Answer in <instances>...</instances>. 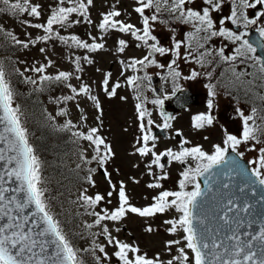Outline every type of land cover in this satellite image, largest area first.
I'll return each mask as SVG.
<instances>
[{"label":"snow or ice","instance_id":"obj_1","mask_svg":"<svg viewBox=\"0 0 264 264\" xmlns=\"http://www.w3.org/2000/svg\"><path fill=\"white\" fill-rule=\"evenodd\" d=\"M93 3L94 0H57V4L52 8L45 23L23 21L28 27L42 29L44 35L38 36L35 41L28 42L17 39L11 32H7V36L23 48H28L29 43L35 44L37 41H49L56 38L64 44L71 41L76 47L86 49L88 52L103 50L105 48L103 43H88L76 35L63 36L54 29L55 25L69 28L81 23V20L71 19L74 14L82 17L84 22L91 24L89 9ZM65 4L69 6H64ZM136 4L134 11L142 19L141 28L119 19L122 13L115 5L110 11L102 14V19L97 25L105 35L110 31L130 34L140 42L136 45L137 47L148 50L141 59L132 58L130 62L120 61L125 68L134 71L147 69L153 65L164 68L165 65L158 63L156 56L163 57L171 53L174 58L166 67L174 89L178 90L179 86L176 81L181 78V72L178 70L177 61L181 59V48L183 47L185 48L183 53L185 62L194 60L203 66L205 63L213 62L208 58H218L220 62L231 66L236 81H241V78L247 75L244 71H236V63L251 62V66L256 68L260 74L255 78L264 80V55L258 54V48L264 53V39L254 44L245 38L247 30L252 26H256L259 36L264 38V0H202L199 6H194L196 0H136ZM226 6H230L228 15H215L221 13ZM146 10H152V14H146ZM249 10H253L251 15ZM165 12L171 20L181 24H190L193 28L192 32L186 34L185 40L177 39L175 30L172 29L171 47L163 46L158 37L153 34L156 23H168V20L161 19ZM0 13H9L13 16L26 13L37 19L42 14L41 5L33 4L31 0H0ZM228 24L235 26L237 30H232L227 26ZM241 28L245 31H239ZM4 31V27L0 25V33ZM214 38H222L236 45L233 53L226 54V46L218 49L206 47ZM92 40L95 41L96 38L92 37ZM193 42L196 44L195 48H193ZM127 47V41L124 39L118 41L117 51L119 53H123ZM40 52L44 53L45 49L40 48ZM80 59V57H75L74 60L77 73L83 71ZM83 59L88 64L93 63V60L87 56ZM51 65L52 61L48 60L46 65L40 64L25 71L30 70L39 74L40 83H67L70 80L73 75L70 72L60 71L55 76L44 74L46 68ZM137 66H140V69ZM20 75L23 76V73L21 72ZM200 75L199 72L192 70L190 75L184 76L183 79L196 80ZM207 75L210 76L211 73ZM110 77L111 73L105 75L102 87L109 97H114L121 85L117 82L110 87ZM75 78L81 79L79 75ZM145 80H150L147 72L143 77H128L127 84L141 92V86ZM25 82L36 85L37 79L25 77ZM67 87L72 95L58 97L55 102L57 104L66 103L84 96L94 102L99 113L96 119L102 124L101 103L97 96L92 95L91 87L84 83L79 88L67 83ZM206 87L208 96L211 97L207 101L208 112L194 116L192 121V127L198 131L213 127L216 120L212 114L215 107L214 98L217 94L215 85L208 84ZM14 95L13 88L6 79L4 66L0 63V145H2L0 146V264H85L81 252H91L96 264H100L101 257L95 255L97 249L103 254L104 259H109V256L105 246L96 243L95 237L98 236H103L107 244L116 249L113 255L119 264H264V212L259 213L260 220L257 221L253 217L255 204L246 198V189L251 190L254 195L255 188L259 186L261 188L260 199L264 201V146L257 147V145H264V115L259 114V112H264V109L258 112V109L253 107L251 114L246 115L240 108H236L235 111L242 123L240 135L225 132L222 144L213 145L214 151L211 153L206 152L200 145L186 147L185 145L191 142L184 138L181 139L178 150L167 148L158 152L156 151L157 137L152 134L151 126L154 124L151 119L152 113L145 108L143 102L137 103L136 111L140 121L141 135L136 139V143L140 146L135 148V153L141 157H150L145 167L147 174L153 177L154 182L147 184V187L163 189L161 181L169 178L166 164L162 162L165 159L168 166L173 163L187 165L180 173L179 190H161L158 195L152 197L153 202L145 207H137L130 202L123 181L119 183L118 188L112 182L111 173L107 171L106 165L113 160L115 153L105 138L98 134L100 129L92 127L87 133L72 132L77 140L87 141L93 147L95 154L91 159L84 155V151H81L80 159L85 164L96 162L99 168L103 169L105 179L112 189L107 192L109 198L107 202L111 203L110 198L114 192L118 196V207L111 211L106 208L96 211L97 206L105 200V196L99 193L94 196L88 195L87 189L80 193L77 200L81 203V207L85 208L88 215L95 217L93 223L86 224V228H100L99 232L91 233L92 247L81 250L74 247L61 221L52 210V198L48 195L49 189L47 180L43 176L42 161L35 154L29 141L28 130L22 124L23 113L20 106H13ZM136 98L140 100V95ZM121 99L126 98L121 97ZM151 102L162 109L163 100L155 99ZM77 107L79 108V104ZM67 114L66 108H61L57 113L60 116ZM160 115L163 117V124L157 127L171 129V121L175 117L166 115L163 111ZM86 120L87 117L81 115V121ZM257 120L260 122L257 123ZM76 127L77 125L71 120H67L60 130L71 131ZM176 135L183 137L179 131ZM241 145H250L248 150L258 153L254 159L247 161L246 165H242L237 159L244 155L243 152L238 151ZM229 150L235 154L233 158H229ZM189 161H194L195 166L193 167ZM77 167L79 168L80 165ZM154 167L159 170L158 175L153 171ZM214 169L220 171L216 172ZM87 171L86 182L95 186L93 174L97 169L89 168ZM233 173L242 178V183L238 187L239 192L245 194L243 197L234 198L231 193L230 181ZM220 175L229 181L228 183L220 182V189H229V191L223 192L221 200L217 201V207L211 217L215 221L213 227L207 223L210 218L204 211L203 205L208 193L212 191L209 181ZM199 177L205 178L204 183L207 190L201 188ZM133 182L139 183L135 179ZM189 186L192 188L191 191L187 190ZM236 199H242V204H237ZM170 210H174L179 215L164 221V224L169 226L166 231L174 236L182 233V236L179 239L164 242L167 252L171 254L174 248L176 252L166 261L159 253L149 257L146 252L141 251L139 246L122 242L113 236L108 225L103 223L104 221H122L129 214L151 218L158 214L168 213ZM256 223H259L258 230L248 231ZM115 231L119 232L121 229L116 228ZM145 231L152 233L156 229L148 225Z\"/></svg>","mask_w":264,"mask_h":264},{"label":"rangeland","instance_id":"obj_2","mask_svg":"<svg viewBox=\"0 0 264 264\" xmlns=\"http://www.w3.org/2000/svg\"><path fill=\"white\" fill-rule=\"evenodd\" d=\"M33 4L41 5V17L39 19L28 16L25 14L11 15L9 13H0V25L5 29L3 33H0V37H8L7 32H11L17 37V39L28 42L35 41L38 36H42L45 33L42 29H36L28 27L23 23L24 20L31 21L32 23H45L47 17L50 15L52 8L57 4V0H31ZM202 0H196V5L199 6ZM121 11L122 15L119 17L126 23H131L138 28L142 27V19L134 11L137 6L136 0H94L93 5L89 9V18L92 23L84 22L83 18L78 15H73L71 19L81 20V23L74 24L69 28H61L59 25H55L54 29L63 36L76 35L81 40L88 43H103L105 48L97 52H88L86 49L78 48L71 41L68 44L62 43L60 40L53 38L49 41H37L35 44L29 43L28 48L21 47V51L16 54V61L18 63V69L23 72V77H32L37 79V84L33 85L27 83L25 90L29 87H37L40 85L39 90H42L39 97H35V102L31 103V106L22 108L24 114L28 119L29 125L35 131L38 136L41 134L40 130L46 125H54L56 131H61V127L67 120H71L76 128L71 131H67L69 134V143L66 145V151L63 148L59 153H48L49 159L44 161V167L48 168V172L43 174L47 180V187L49 194H51L52 210L56 214L57 218L61 221L64 231L68 235V238L77 249H90L93 243V236L91 233H97L100 231L99 227H93L87 229L86 224L94 222L95 217L88 215L85 208L81 207V203L77 198L80 193L87 189V194L94 196L96 193L105 196V200L100 203L95 209L100 211L101 209H108L109 211L118 207L117 193H113L110 198L111 203H108L107 192L111 191V187L103 174V169H100L96 162L92 164H85L80 159L81 151H84V155L91 159L95 154L93 147L89 142L84 140H77L72 135V132L81 131L87 133L88 129L92 127H98L100 129L99 135L105 138L109 143L115 156L107 165V171L111 173V179L114 184L119 187L121 181L126 186V192L130 197V202L137 207H145L152 203V197L158 195L161 190H179L178 181L181 178L180 173L187 165L179 163H173L170 166L166 164L169 178L161 181L163 189H150L147 184L154 182L153 177L147 174L145 165L150 161V157H141L138 153H135V148L139 147L136 143L137 137L141 135L139 130L140 121L138 120V113L136 111L137 103H144L145 108L152 113L151 119L154 124L153 128H159L157 125H162L163 120L160 116V106L153 104L151 101L159 98H153L151 96V86L148 80H145L142 84V91L138 92L133 87L127 84V78L131 76L143 77L145 72L149 76H159L163 68L156 66H150L147 69H140L134 71L130 68H125L120 61L130 62L132 58L141 59L147 54V49L143 47H137L140 43L136 41L130 34L120 33L118 31H110L106 35L103 34L97 25L102 19V14L110 11L112 6ZM64 6H69L65 4ZM230 12V7L227 9ZM166 13V12H165ZM146 14L151 15L152 10H146ZM168 14V13H167ZM164 15V13H163ZM163 15L161 19H163ZM217 15V14H215ZM167 24L156 23L154 25V35L158 37L161 44L165 47H171V37L173 35L172 29L175 30V36L179 40H185L186 34L193 31L190 24H181L174 20L172 24L169 21ZM241 31H245L241 28ZM92 37L96 40L93 41ZM124 39L127 41L128 47L123 53L117 51L118 41ZM228 46V53L233 52L236 45L231 44L222 38H214L209 42L206 47L218 49L220 47ZM196 47L193 42V48ZM40 48H44L45 52H40ZM185 48H181V59L177 61L178 70L181 72V78L176 81V84L180 88L193 89L194 96H196L197 103L189 106L183 110L175 112L172 117H175L171 121L172 128L164 129L166 136L164 138L157 137L156 151H164L167 148L177 149L182 138L189 140L191 143L185 145L186 147L200 145L206 152H213V145L222 144L223 141V124L225 121L218 117L215 120L214 126L205 128L203 130H196L192 127L193 117L208 112V89L206 87L205 73L207 71L206 63L202 66L196 63L194 60L185 62L183 59V53ZM87 56L93 60L92 64H88L83 58ZM75 57H80V64L83 69L82 72L77 73L75 67ZM172 57L171 53L161 57L156 56L158 63L167 64ZM48 60L52 61V65L46 68L44 74L55 76L60 71L72 73V77L67 83H70L74 87L84 83L91 87L92 95L97 96L100 100L103 115L100 124L96 117L99 114L94 106V102L88 100L84 96L77 97L75 101H68L66 103L57 104L55 99L67 95H72L71 90L67 87V83L61 82H44L40 83L39 74L32 71H25L31 69L34 66L40 64H47ZM174 67H176L174 65ZM195 70L201 75L196 80H185L184 76L190 75L191 71ZM107 73H111L109 80V86H113L117 82L121 85L117 89V95L109 97L102 87V81ZM79 75L80 80L75 77ZM163 95H169L174 89L173 81L171 77L165 78L164 85H161ZM220 93V92H219ZM216 94V107L215 112L218 110V106L222 101L221 96ZM137 95H140V100H137ZM125 97L126 99H121ZM162 97V95H161ZM79 104V108L77 107ZM61 108H66L68 114L66 116L57 115ZM82 110V111H81ZM81 115L87 117L86 121H81ZM215 115V114H214ZM217 116V113H216ZM51 117V119L49 118ZM34 119V120H32ZM39 125L36 129V122ZM32 122V123H31ZM146 122V121H145ZM223 122V124H222ZM34 125V126H33ZM179 131L183 134V137L177 136L176 132ZM207 137V139H205ZM39 141V140H38ZM244 155L248 157V160L254 159L258 153L255 151H249L246 149ZM40 159V158H39ZM194 167L195 162L189 161ZM77 165H80L78 168ZM89 168H96L97 171L93 174L95 186L89 185L85 177L88 175ZM118 170V171H117ZM153 171L159 174V170L155 167ZM138 180L139 183L133 181ZM192 190L191 186L187 189ZM90 211V210H89ZM174 210H170L163 215H157L151 218H142L135 214L127 215L122 221L112 222L104 221L109 227L113 236L125 243L139 246L142 252H146L149 257L159 253L161 258L165 261L171 258V255H175V248L170 254L165 249L164 242L172 239H179L182 233L177 235H170L166 229L169 227L164 224L166 219H171L178 216ZM151 225L156 231L148 233L145 228ZM120 228L121 231L116 232L115 229ZM96 243L105 246V250L108 253L109 259H104L103 254L99 253L98 249L95 255L101 257L100 264H119V261L113 255L116 250L113 246L108 245L106 239L103 236L95 237ZM81 257L85 261V264H96V260L91 252H81Z\"/></svg>","mask_w":264,"mask_h":264},{"label":"flooded vegetation","instance_id":"obj_3","mask_svg":"<svg viewBox=\"0 0 264 264\" xmlns=\"http://www.w3.org/2000/svg\"><path fill=\"white\" fill-rule=\"evenodd\" d=\"M230 6H226L224 10L217 14L218 16H225L229 14V11L227 10ZM253 10H249L250 15L252 14ZM168 17L167 13H164L163 19L166 20ZM170 23L172 24L173 21L169 19ZM232 30H237L235 26L228 24L227 25ZM241 31V29H239ZM250 31H256V26H252L250 29L247 30V35ZM257 35L259 36V33L256 31ZM246 35V36H247ZM260 37V36H259ZM246 38V37H245ZM261 38V37H260ZM264 38H261V40ZM228 46L225 47V53L226 54H232L233 52L228 53L227 51ZM174 57H170V61ZM212 60V63H206L207 71L204 74L206 78V84H213L215 85V91L222 98V101L219 106L218 110L215 112L213 109V115L218 118L221 117L225 121V125L223 124V139L225 136V132L233 135H240L242 123L240 118L238 117L236 113V108H240L242 111L245 112L246 115L251 114V109L253 107H256L259 110L264 109V99H261V97H264V80L256 79L255 77L260 75L256 68L251 66V62H248L247 64H240L239 62L236 63V71H244L247 73V75L243 76L241 78V81H236L235 77L232 74V68L229 64L220 62L218 58H208ZM167 61V64L170 62ZM167 64H165V67L161 70V73L159 75L160 77V86L164 85L165 78L168 77V69ZM207 73H211V75H207ZM251 82V83H249ZM162 87V86H161ZM178 89H187L190 92L194 94L193 89L189 88H178ZM177 89L173 90L172 93L169 95H163L160 97V100H163V107L160 110L164 111L165 113L169 112L170 109H172V105L170 102V98L172 97L173 93ZM197 96V95H196ZM199 99V96H197ZM208 99H211L209 97ZM197 103V100L194 104ZM214 103L216 107V98H214ZM193 104V105H194ZM192 106V105H191ZM189 107V106H188ZM214 107V108H215ZM187 108V107H186ZM183 110V109H182ZM217 113V116H216ZM259 114L264 115V112H259ZM260 121L257 120V123ZM264 145H257V147H261ZM250 145H241L238 149L240 152L246 151ZM256 152V151H255ZM244 161H249L248 157L243 155V157H240ZM251 160V159H250ZM251 167V166H249Z\"/></svg>","mask_w":264,"mask_h":264},{"label":"trees","instance_id":"obj_4","mask_svg":"<svg viewBox=\"0 0 264 264\" xmlns=\"http://www.w3.org/2000/svg\"><path fill=\"white\" fill-rule=\"evenodd\" d=\"M21 47L22 45L15 44L9 36L0 37V63L3 64L6 79H8L15 93L13 106H20L21 112L23 113L22 124L28 130L29 141L34 148L35 154L42 161L43 174H45L48 172V168L44 167L43 164L45 160L49 159L47 154L59 153L61 148L66 151V145L69 143L70 137L66 130H62V132L56 131L57 129L54 125H46L40 130L41 134L37 136L35 131L31 128V125H29L28 119H30V117L27 118L25 116L22 108L29 107L31 106V103L36 101L35 97H39L42 91L39 90L42 84L37 85V87L31 86V88L29 87V89L25 90L27 83L25 82L24 77L20 75L21 72L17 67L18 63L16 61V54L21 51ZM35 122L37 129L39 125L37 124V121ZM48 195L51 197V194L48 193Z\"/></svg>","mask_w":264,"mask_h":264},{"label":"water","instance_id":"obj_5","mask_svg":"<svg viewBox=\"0 0 264 264\" xmlns=\"http://www.w3.org/2000/svg\"><path fill=\"white\" fill-rule=\"evenodd\" d=\"M246 39H249L250 42L258 43L261 41V38L257 35L256 31H250L248 35L246 36ZM258 54L264 55V53L261 52V50L258 48ZM159 77H152L150 79V83L153 85L152 89V96L153 97H159L160 96V87L158 86ZM171 104L173 105V108L175 110L182 109L186 106L192 105L196 102V96H194L192 93H190L188 90H178L174 93L172 98L170 99ZM164 112V111H163ZM165 113V112H164ZM166 115L171 114V112L165 113ZM153 135H159L160 137H164L163 129H154L152 131ZM2 146V145H0ZM235 156L234 153L229 150V158H233ZM237 159L240 160V163L242 165H246V161L241 159L240 157H237ZM249 167V166H248ZM214 171L219 172V169H214ZM204 177H199L198 180L201 184V188L207 190V186L204 183ZM220 182L228 183V179L226 177H223L222 175L213 177L212 180L209 181L212 191L208 193V196L205 198V202L203 205L204 211L209 216V221L207 222L210 226H215V221L211 218L213 216L214 209L217 207V201L221 200L222 193L228 192L229 189H220ZM242 183V178L240 176H237L235 173H233L231 181H230V190L233 194L234 198L237 197H243L245 194H242L239 192V185ZM218 189L220 191L218 192ZM247 196L246 198L249 199L252 203L255 204V208L253 209V217L259 221L260 215L259 213L264 212V201H261V188L257 186L255 188V194L253 195V192L251 190L246 189ZM226 199V198H224ZM242 199H236L237 204H242ZM259 228V223H256L252 226L251 229H248V231L255 232Z\"/></svg>","mask_w":264,"mask_h":264}]
</instances>
